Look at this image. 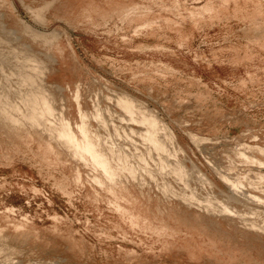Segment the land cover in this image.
I'll return each mask as SVG.
<instances>
[{"label":"rangeland","instance_id":"rangeland-1","mask_svg":"<svg viewBox=\"0 0 264 264\" xmlns=\"http://www.w3.org/2000/svg\"><path fill=\"white\" fill-rule=\"evenodd\" d=\"M263 163L264 0H0V264H264Z\"/></svg>","mask_w":264,"mask_h":264},{"label":"bare ground","instance_id":"bare-ground-1","mask_svg":"<svg viewBox=\"0 0 264 264\" xmlns=\"http://www.w3.org/2000/svg\"><path fill=\"white\" fill-rule=\"evenodd\" d=\"M41 101L45 102L44 97H40L37 96L36 99L33 101L32 106H36L37 103H42ZM25 104L28 106V103L25 102ZM30 104V103H29ZM57 133L58 135L64 139L65 143L67 144L68 147L73 149V153L81 156L82 158L85 159L84 155H83V151L82 149L84 148L83 145L80 143V141H78L76 134H74L73 130L71 129L70 125L68 122L63 121L61 122L60 126L57 129ZM259 146V145H257ZM244 154V153H242ZM241 154V155H242ZM245 157V155H244ZM108 158V157H107ZM247 158V157H246ZM252 160V159H251ZM108 161V160H107ZM89 162L91 164H93L94 167L100 169L102 171V173L108 178V180L110 181H114V176L115 174L110 170L109 166H107L106 162L99 156V155H95V157L92 160H89ZM109 162V161H108ZM260 164V163H259ZM264 164V163H263ZM162 166V165H161ZM263 166V165H262ZM176 170V169H175ZM222 174V173H221ZM260 177L264 178V173L259 175ZM98 182H100L99 180H97ZM228 181V180H227ZM231 187L233 189H242V184L239 181H231ZM251 196V198H255V200L257 201H261V199L255 195V194H251L249 195ZM225 211H229V209L227 207H224Z\"/></svg>","mask_w":264,"mask_h":264}]
</instances>
